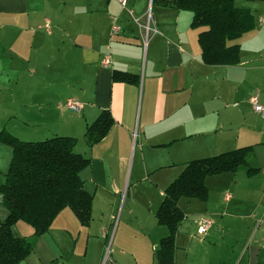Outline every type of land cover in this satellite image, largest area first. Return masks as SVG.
<instances>
[{
  "label": "crops",
  "instance_id": "crops-1",
  "mask_svg": "<svg viewBox=\"0 0 264 264\" xmlns=\"http://www.w3.org/2000/svg\"><path fill=\"white\" fill-rule=\"evenodd\" d=\"M152 1L126 0L123 8L118 0H0V132L23 142L75 139L74 152L90 160L80 177L94 196L88 226L64 209L19 264H100L108 217L102 211L94 220L97 191L115 197L125 185L134 190L132 202L136 190L144 188L146 210L121 213L111 234L110 264H154V251L168 233L155 218L167 187L187 163L245 147L254 150V176L243 169L209 176L206 201L179 199L184 217L174 237L173 263L262 264V250L254 243L261 219L232 210L242 198L251 204L252 194L239 191L243 175L251 192L253 182L264 178L258 157L264 125L247 124L240 109L254 91L264 106V2H234L251 12L255 28L237 42V65L209 66L197 41L203 29L191 28L192 13ZM147 14L154 32L145 39L133 20L141 24ZM46 21L50 33L40 28ZM115 24L121 31L112 37ZM107 52L111 64L102 67ZM113 72L134 81L115 82ZM68 100L81 104L79 113L65 107ZM102 111L110 113L113 126L89 147L86 128ZM1 154L7 166H1L0 186L11 148L0 143ZM226 192L231 194L227 203ZM1 201L0 196V223L7 217ZM202 217L212 221L204 236L197 233ZM12 233L29 238L33 230L18 222Z\"/></svg>",
  "mask_w": 264,
  "mask_h": 264
},
{
  "label": "trees",
  "instance_id": "trees-1",
  "mask_svg": "<svg viewBox=\"0 0 264 264\" xmlns=\"http://www.w3.org/2000/svg\"><path fill=\"white\" fill-rule=\"evenodd\" d=\"M236 0H153V4L192 13L191 28L203 29L197 41L202 62L209 66H234L239 63L237 43L254 28V17L247 9L234 6ZM249 2L264 0H247ZM115 82H133L132 76L113 72ZM108 111L87 126L84 138L89 147L100 142L113 126ZM0 143L11 148L9 167L0 186L1 204L7 211L0 223V264H19L34 249L36 238L45 234L64 209H70L80 225L91 220L93 197L84 188L80 173L90 160L74 152L76 140L53 137L39 142H23L6 131L0 132ZM252 148L245 147L215 157L193 160L164 191V198L155 214L158 225L167 229V236L154 251V264H174V237L183 220L178 207L180 198L206 201L205 179L240 169L248 175L258 169L250 165ZM22 222L32 228L29 238H19L12 228Z\"/></svg>",
  "mask_w": 264,
  "mask_h": 264
},
{
  "label": "rangeland",
  "instance_id": "rangeland-1",
  "mask_svg": "<svg viewBox=\"0 0 264 264\" xmlns=\"http://www.w3.org/2000/svg\"><path fill=\"white\" fill-rule=\"evenodd\" d=\"M238 7H240V5H238ZM257 91H260L259 88L257 89ZM255 92L256 91H254L252 94H256ZM258 96H260L259 92H258ZM240 109L242 110L241 113L243 114L242 118L245 120L247 124L255 125L257 127H261L262 125H264V123H261L260 121H258V117L256 116L257 114L254 111L253 112L256 115L251 112L252 107L250 103L243 104ZM262 153H264V150H261L258 153L259 165L260 164L264 165V157H262ZM249 163L250 165L257 167L256 159L254 156V150L252 152V156H251ZM1 166H3V168L7 166V164H5L4 154L0 155V169H2ZM0 181L1 182L3 181V176L1 174H0ZM261 182L264 183V178H260L259 181L253 182L252 187L255 189L253 190V192H251L247 189V184L249 185V183L247 182L245 175H243V184L240 185L239 191L247 195L252 194L250 197L251 204L249 203V200L242 198L244 200V203L241 205L238 204L239 207L237 211L232 210V213L235 215L247 216L251 212H253L259 219H261V223L259 224L258 236L255 239L254 243L262 250L260 254V262L264 264V184L261 185V188L256 189L258 185H260ZM133 192H134L133 188L131 187L129 190L128 185H125L123 189L120 191V195L115 196V197L112 196L111 194L109 196L108 193H105L104 191H101V190L97 191V198L95 199L96 205H94L95 209L93 211L94 220L95 222L98 221L97 218L98 219L100 218V214L102 211H103L102 212L103 218L105 217L106 214L108 217V226H106L105 228L106 233L104 232V234L107 237L106 239L104 238L102 239L103 248H102L100 264L103 263V261L105 264L107 263L110 264L111 262V258H112V255L110 253L111 234H113L114 232L113 230L116 228L119 222L121 213H127L131 209L133 213H136L137 215L138 211L146 210V206L144 203L145 199H143V196L145 193L144 188L139 187L136 190V197L133 198L134 201L132 202L129 200V198H132ZM226 194H230V193L226 192ZM93 195H95V192H93ZM239 202H240V199H239ZM230 213L231 212H229V214ZM136 215L135 214L131 215L130 216L131 219L132 220L135 219L137 217ZM131 228H134V226H132ZM232 242H233L232 239H228L227 245L229 248L234 246Z\"/></svg>",
  "mask_w": 264,
  "mask_h": 264
},
{
  "label": "built area",
  "instance_id": "built-area-1",
  "mask_svg": "<svg viewBox=\"0 0 264 264\" xmlns=\"http://www.w3.org/2000/svg\"><path fill=\"white\" fill-rule=\"evenodd\" d=\"M118 1H119L120 5L123 8L126 6V0H118ZM129 14L132 16V13L131 12H129ZM138 21H139L138 19H134L133 20V22L138 26L139 31L142 30L145 39H147L148 36H149V34L154 32L152 29H150V26H149V24H150V15L147 14V16H146V18H145V20H144L143 23L140 24ZM40 28L43 29L44 32L50 33V30L51 29H50V24H49L48 21H46L43 24V26H41ZM120 31H121V28L117 24H115L111 28L110 35L112 37L117 36ZM110 64H111V55H110V53L109 52L104 53L102 55V59H101V66L102 67H108ZM249 103H250V105L252 107V110L256 114H258L259 116H261L262 118H264V106H262L259 103V96H258V94L252 95L249 98ZM65 107L68 110H70V111H72L74 113H79L80 110H81V108H82L81 104H79L76 101H72V100H68L65 103ZM230 198H231V196L229 194H225L224 197H223V201L227 203V202H229ZM211 225H212V221L209 218H205V217L200 218L198 220L197 233L199 235H201V236H204L206 234V232L208 231V229L211 227ZM103 263H104V261H103Z\"/></svg>",
  "mask_w": 264,
  "mask_h": 264
}]
</instances>
